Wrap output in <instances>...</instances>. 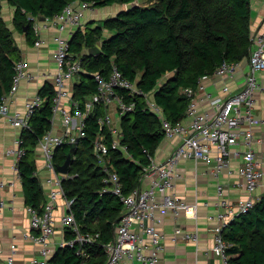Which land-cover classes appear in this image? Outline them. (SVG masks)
Masks as SVG:
<instances>
[{"label": "trees", "instance_id": "16d2710c", "mask_svg": "<svg viewBox=\"0 0 264 264\" xmlns=\"http://www.w3.org/2000/svg\"><path fill=\"white\" fill-rule=\"evenodd\" d=\"M7 1L15 7V29L25 32L27 39L34 42L29 16L51 17L76 0ZM83 1H92L97 7L132 0ZM137 1L138 5L121 8L96 25L86 23L71 35L70 50L81 56L85 67L74 84L73 98L82 106L84 99L96 91L92 72L107 73L114 63L127 79L152 93L169 120L179 121L186 116L190 101L185 88H195L199 77L211 75L224 61L239 62L248 57L253 38L251 0ZM93 46L100 49L91 54L89 48ZM18 58L20 49L3 19L0 0V99L10 89ZM166 73L170 75L160 81ZM38 93L43 102L32 114L30 128L22 131L26 153L19 161V171L25 202L40 210L46 197L34 174L37 169L34 154L38 138L51 127L52 83L45 82ZM134 100L135 108L124 113L120 120V140L126 152L111 146L108 152L109 163L115 167L125 194L138 185L144 166L150 163L149 158L154 156V149L164 135L158 115L147 107L144 97L138 94ZM104 106L97 105L87 115L86 135L77 143L69 176L63 180L66 195L74 197L71 208L81 230L99 231V239L85 246L86 256L77 252V246H58L51 257L53 264H103L106 256L100 243L112 238L123 209L116 194L100 191L104 171L94 152L93 140L97 134L105 135L109 145L112 140L108 126L98 122ZM69 148V143L57 148L55 165L65 160ZM223 234L229 242L230 264H264V193L248 212L233 217ZM71 235L66 230V237Z\"/></svg>", "mask_w": 264, "mask_h": 264}, {"label": "built area", "instance_id": "2783aa9c", "mask_svg": "<svg viewBox=\"0 0 264 264\" xmlns=\"http://www.w3.org/2000/svg\"><path fill=\"white\" fill-rule=\"evenodd\" d=\"M92 1L76 0L68 2L61 11L51 17L30 15L32 29L38 35L34 44L40 45L43 39L39 37L41 27L55 26L59 33L53 35L56 48L53 52L57 64V71L52 78L54 94L52 97L51 127L37 140V148L43 155V170L46 171L44 182L45 202L42 209L38 210L33 205H26L30 214L29 229L22 232L24 238L36 244L37 255L28 258L29 264H53L51 257L58 246H77V252L88 255L86 245H93L99 239V231L81 230L74 212L71 208L74 197H68L63 188V180L69 176V172L62 173L57 170L54 156L57 148L65 143L80 141L86 135V117L93 112L97 105L103 103L108 106L115 104V109L121 116L135 108L134 97L142 95L149 109L155 112L161 122L162 131L166 137L178 136L180 139L175 148L163 162L150 156V163L144 166L138 185L129 193H124L119 175L115 167L109 163L108 152L110 146L126 152V146L121 143L120 124L114 121L110 112L106 111L98 117L100 124H106L112 134L111 145L106 142L103 134H97L93 140L94 152L100 166L104 171V185L101 192L116 194L123 203V209L119 220L113 228V236L106 242L100 243L105 252L106 259L103 264H161V252L165 248V235L157 227L158 212L170 210L177 218L179 213L187 217H195L197 204L188 202L183 196L171 191L174 178L180 176L177 165L181 159H203L214 161L215 165L210 172L218 177L224 170L228 172L230 151L240 156L242 162L238 168L240 184L248 193L236 199H230L225 195V187L222 182H217L218 210L211 219L216 223L212 225V246L210 249L221 258V264H230L227 252L229 242L224 237L223 231L228 222L235 216L248 212L257 198L253 191L264 176L262 161L252 146L255 138L253 126L259 121L254 112L255 91L261 88L256 72L264 69V29L256 32L252 38V46L248 54L249 70L244 82L236 91H230L228 85L222 86L226 95L212 96L211 92L204 91L203 80L210 75H202L198 78L195 88L188 87L184 93L190 98L186 109V116L179 121L169 120L163 112L162 106L151 96L139 88L134 81L127 79L117 67L112 64L107 73L94 71L92 75L96 82V91L84 99L83 105L73 98L74 84L79 74L85 71L81 56L70 50V36L75 30H68L69 35L62 31L66 27H81L83 25V13L87 8H92ZM239 62H222L216 67L213 75L232 74ZM14 73L9 91L0 99V118L8 116L10 123L22 130L30 128V118L35 109L43 102L42 96L36 92L26 100L23 109L11 108L10 98L18 89L22 79L31 78L27 62L18 58L14 63ZM126 89L122 93L119 90ZM194 90H203L205 98L211 104V110L199 111L198 99L194 96ZM125 94L127 96H125ZM111 95V96H110ZM59 119L61 129L57 130L56 122ZM188 119V120H187ZM113 125H110V122ZM238 145H242V148ZM14 156L13 168L21 178L19 161L25 155L22 135L14 139V146L6 150ZM40 177L39 169L34 172ZM148 179V185L142 186L144 179ZM12 183L0 179V186ZM40 182V179H39ZM11 185V184H10ZM43 187V186H42ZM59 198L64 200V211L56 216L55 209ZM8 202L0 197V211L5 209ZM61 227V237L56 240L57 225ZM66 230L72 234L66 237ZM199 238L197 229H189L181 225L174 227L171 240L197 242ZM16 243L10 244V252L1 256L0 264H15ZM203 264H214L206 261Z\"/></svg>", "mask_w": 264, "mask_h": 264}, {"label": "crops", "instance_id": "0c3cea01", "mask_svg": "<svg viewBox=\"0 0 264 264\" xmlns=\"http://www.w3.org/2000/svg\"><path fill=\"white\" fill-rule=\"evenodd\" d=\"M121 8H124V4L97 6L96 9L87 8L83 13V25L81 28L83 29L86 23L93 22L92 26L96 25L103 19L114 15ZM14 10V5L10 4L7 0H1L3 19L11 28L20 49V57L27 62L28 70L31 72V78L22 79L18 89L10 98L12 109H23L26 100L38 92L45 82L49 81L51 83L57 71V64L53 56L56 48L53 35L59 33V30L53 25L41 27L39 37L43 41L37 46L34 42H30L27 39L25 32H19L15 29L13 24ZM251 10V30L254 35L256 32L264 29V0H251ZM74 29L76 30L77 28L68 26L62 33L70 36L71 34H69L68 30ZM105 34H108L107 31H105ZM37 37L38 35H35V39ZM248 70V59L244 57L239 61L232 74L222 76L211 74L205 78L203 80L204 91L211 92L212 96L224 97L226 91L222 90V86L226 84L229 86L230 91H236L244 82ZM256 76L261 88L255 91L256 102L253 108L259 121L253 126L255 138L252 146L258 153L264 170V69L257 71ZM164 77L165 75L161 79ZM204 91L194 90V96L198 99L197 107L199 111L212 109L211 104L207 101L208 99L205 98ZM151 96L153 97L152 93ZM106 111L110 112L117 124H120V114L116 111L114 103L104 106V112ZM58 120L55 128L60 130L61 124ZM22 131L21 128L15 127L10 123L8 116L5 115L0 118V179L12 182H7L3 187L0 186V197L8 202V206L0 211V249L1 256L3 257L10 252V244L12 242L16 243L15 264H29L28 258L32 255H37L39 249L36 244L24 238L22 234V232L29 229L30 214L26 210L27 203L25 202L22 179L13 168L14 156L6 152L8 148L14 146V139L22 135ZM179 139L178 136L166 137L163 135L154 149L155 160L158 162L165 161ZM238 146L242 148V145ZM34 155L40 174L43 170L44 158L38 150L37 145ZM230 155L229 169L231 171L224 170L217 178L210 172L211 168L215 165L214 161L208 162L203 159H181L179 161L177 172L180 176L174 178V185L171 191L183 196L188 202L196 203L197 212L195 217H187L181 212L177 218L170 210L158 212L156 225L165 235V248L161 252L160 257L161 264H203L206 261L221 264V258L210 249L213 243L211 227L216 223V220L211 219L209 216L214 215L218 210L216 203L218 197L216 190L217 182L223 183L226 189L225 195L230 199H236L239 196L248 194L243 185L240 184L242 179L238 173L242 159L240 156L235 155L233 151H230ZM38 179H40V184L43 186L45 194L47 185L44 182V177L38 176ZM141 185L147 186L148 179L145 178ZM263 193L264 176L253 191V196L258 198ZM63 211L64 200L63 198H59L55 209L56 216H59ZM177 225L189 229H197L199 235L198 241L171 240L173 229ZM56 231V236L53 237L55 240L62 236L59 224Z\"/></svg>", "mask_w": 264, "mask_h": 264}, {"label": "water", "instance_id": "95a60500", "mask_svg": "<svg viewBox=\"0 0 264 264\" xmlns=\"http://www.w3.org/2000/svg\"><path fill=\"white\" fill-rule=\"evenodd\" d=\"M135 5H138V1L137 0H132L129 2L124 3V8L125 9H129ZM39 18L43 19L44 16H39ZM28 26V23L24 26V30L26 29V27ZM100 48L98 46H93L89 48V52L91 54L95 53V51H98ZM111 96V95H110ZM78 141H73L70 142V148L69 151L66 154L65 160L62 163H56V168L58 171L62 172V173H67L69 172L70 169V165L72 160L75 158L74 152H75V148L77 146ZM120 216L117 218V220H119Z\"/></svg>", "mask_w": 264, "mask_h": 264}, {"label": "rangeland", "instance_id": "374dc122", "mask_svg": "<svg viewBox=\"0 0 264 264\" xmlns=\"http://www.w3.org/2000/svg\"><path fill=\"white\" fill-rule=\"evenodd\" d=\"M93 9H96L97 7H92ZM170 75V73H167V74H165V76L167 77V76H169ZM162 79H160V81H161ZM110 125L112 126L113 125V122L111 121L110 122ZM60 154V153H59ZM59 154H58V158H59ZM45 173H46V171L45 170H42L41 172H40V176L41 177H43L44 175H45Z\"/></svg>", "mask_w": 264, "mask_h": 264}, {"label": "clouds", "instance_id": "9594fccd", "mask_svg": "<svg viewBox=\"0 0 264 264\" xmlns=\"http://www.w3.org/2000/svg\"><path fill=\"white\" fill-rule=\"evenodd\" d=\"M71 38V37H70Z\"/></svg>", "mask_w": 264, "mask_h": 264}]
</instances>
